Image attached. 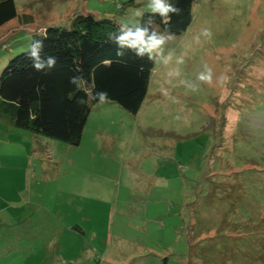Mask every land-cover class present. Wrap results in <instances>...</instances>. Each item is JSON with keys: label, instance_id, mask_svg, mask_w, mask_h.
<instances>
[{"label": "rangeland", "instance_id": "rangeland-1", "mask_svg": "<svg viewBox=\"0 0 264 264\" xmlns=\"http://www.w3.org/2000/svg\"><path fill=\"white\" fill-rule=\"evenodd\" d=\"M128 1L14 0L0 72L74 15L136 25L151 0ZM192 16L150 52L137 115L97 103L78 146L19 130L39 147L2 151L0 264H264V0H192Z\"/></svg>", "mask_w": 264, "mask_h": 264}, {"label": "trees", "instance_id": "trees-1", "mask_svg": "<svg viewBox=\"0 0 264 264\" xmlns=\"http://www.w3.org/2000/svg\"><path fill=\"white\" fill-rule=\"evenodd\" d=\"M163 2L181 10L179 14L168 13V24L163 23L159 13L149 11L136 17V25L126 24L127 27L135 30L138 25L147 30L148 36L155 33L157 38L183 34L193 19L192 0ZM136 3L129 0L126 4ZM125 6L119 4L118 10L122 11ZM16 17L14 0H0V28ZM70 23L69 28L46 26L35 31L28 49L8 59L0 72V122L35 136L78 146L88 115L99 103L96 93L106 91L109 103L135 116L146 98L155 64L150 52L141 54L139 49L121 48L115 39H108L109 32L121 34L120 24L113 20L95 21L74 15ZM33 40L43 41V50L39 51L41 62L46 65L47 55L57 58L53 69L45 67L47 74L32 67L28 52ZM117 52L123 55L118 57ZM106 60L111 64H104ZM73 76H82L86 82H81L78 89L69 83ZM80 99L87 103L80 105ZM36 147L39 143H35Z\"/></svg>", "mask_w": 264, "mask_h": 264}, {"label": "clouds", "instance_id": "clouds-1", "mask_svg": "<svg viewBox=\"0 0 264 264\" xmlns=\"http://www.w3.org/2000/svg\"><path fill=\"white\" fill-rule=\"evenodd\" d=\"M148 10L152 13H159L161 17H163V23L168 24L170 18L168 17L169 12H176L179 14L180 9H176L170 6H167L163 0H151V3L148 6ZM137 17L142 15V12L137 10L135 12ZM151 23V20L149 21ZM120 35L116 36L115 33L109 32L107 33V37L109 40L115 39L116 43L123 48L125 46L131 49H139L140 53L143 52H152L155 49H158L160 45L164 42L163 38H157L155 33L152 36H148V32L146 29H141L138 25L135 26V30L127 27L126 24H120ZM202 35L209 40L212 38V31L209 28H203ZM43 41L42 40H33L30 50L28 52V57L32 61V67L38 72H44L47 74L48 71H44L45 67L49 70L53 69L56 66L57 58L55 56L47 55L46 65L41 62L39 51L43 50ZM116 55L121 57L123 54L121 52H117ZM104 64L110 65L111 61H103ZM206 71L201 73L198 77L199 80L207 83L209 86L213 85V70L205 65ZM84 81L82 76H73L70 78L69 83L73 85H77L79 89V85ZM216 83L221 87L226 86L229 83V77L225 74H221L216 78ZM94 87V85H93ZM96 96L99 97V104H105L110 102L109 96L106 91H101L96 93ZM95 99V97H92ZM80 105H84L87 102L84 99L78 100ZM30 118L35 119L34 115L30 114Z\"/></svg>", "mask_w": 264, "mask_h": 264}, {"label": "crops", "instance_id": "crops-1", "mask_svg": "<svg viewBox=\"0 0 264 264\" xmlns=\"http://www.w3.org/2000/svg\"><path fill=\"white\" fill-rule=\"evenodd\" d=\"M23 134L24 133H21V131H19L18 129L5 126L0 122V157L3 153L2 151L6 152L3 154H8V152L20 154L21 151L26 152L28 149H30V147L34 148L35 143H40L37 137H29L28 135ZM81 231L83 233H86L85 230ZM91 251L92 255H94V250Z\"/></svg>", "mask_w": 264, "mask_h": 264}]
</instances>
